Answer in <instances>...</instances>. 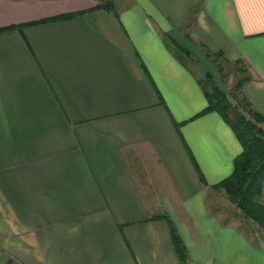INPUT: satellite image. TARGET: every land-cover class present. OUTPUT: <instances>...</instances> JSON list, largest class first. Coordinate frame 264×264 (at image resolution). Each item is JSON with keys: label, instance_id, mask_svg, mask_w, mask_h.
I'll list each match as a JSON object with an SVG mask.
<instances>
[{"label": "crops", "instance_id": "0c3cea01", "mask_svg": "<svg viewBox=\"0 0 264 264\" xmlns=\"http://www.w3.org/2000/svg\"><path fill=\"white\" fill-rule=\"evenodd\" d=\"M98 2L0 0V264H264L213 186L242 143L170 41L241 59L264 113V0Z\"/></svg>", "mask_w": 264, "mask_h": 264}, {"label": "trees", "instance_id": "16d2710c", "mask_svg": "<svg viewBox=\"0 0 264 264\" xmlns=\"http://www.w3.org/2000/svg\"><path fill=\"white\" fill-rule=\"evenodd\" d=\"M96 6L90 8L114 6L113 0H98ZM197 11V4L192 8ZM73 13L64 14L68 16ZM61 17V16H60ZM176 48L179 58L184 59L189 56L197 60L205 61L210 59L215 61L214 56L226 59L222 50L211 51L200 47V50L194 48V45L187 44L179 40L176 36H170ZM229 61V60H228ZM231 62V61H229ZM241 59L232 61V63H242ZM221 63L218 64V67ZM243 75L236 81L235 89L242 88L243 84L251 78L248 69L244 66L241 68ZM211 81V84L209 83ZM204 87V92L208 99V105L202 111L217 110L222 117L231 125L236 136L242 143V151L235 159V168L232 174L214 184L216 188L224 189L228 198L235 203L243 213L254 219L262 229H264V200L262 199L264 185V126L260 123L264 121V113L256 110L250 100L243 95L240 102L243 103V109H240V103L235 104L231 95L218 80L215 79L213 69L209 67L206 70V79H200ZM174 240L180 258L187 262L188 251L186 244L178 233L175 226L172 225Z\"/></svg>", "mask_w": 264, "mask_h": 264}, {"label": "rangeland", "instance_id": "374dc122", "mask_svg": "<svg viewBox=\"0 0 264 264\" xmlns=\"http://www.w3.org/2000/svg\"><path fill=\"white\" fill-rule=\"evenodd\" d=\"M113 1L116 2V0H113ZM214 58H215V61L214 59L213 61H211L210 59H206L205 62L198 63L199 67L201 68L200 75L202 76L203 79H206V70L209 67H211L215 74V79L218 80V82H220L221 85L230 92V94L232 93V91L234 92L235 90L236 96H234L233 94L231 95L233 103H235L236 105L240 103L239 105L240 109H243V106H242L243 103L240 102L241 101L240 98L243 97V93L240 90V88L235 89V84H236V81L239 79V77L243 75V73L241 72V68L244 67V64L243 63L235 64V63L229 62L228 60L218 58L217 56H214ZM219 63H221V66L218 67ZM209 83L211 84V81ZM260 124L264 126V121L261 122ZM218 198L219 197H215V200H217V202L220 199ZM242 216L246 217L244 213ZM246 219H244V222H243L244 225L246 224V221H247ZM246 226H249V225L246 224ZM259 229L262 231L261 227H259Z\"/></svg>", "mask_w": 264, "mask_h": 264}]
</instances>
